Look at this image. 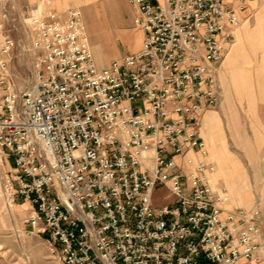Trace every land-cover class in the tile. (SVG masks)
<instances>
[{
    "label": "built area",
    "instance_id": "1",
    "mask_svg": "<svg viewBox=\"0 0 264 264\" xmlns=\"http://www.w3.org/2000/svg\"><path fill=\"white\" fill-rule=\"evenodd\" d=\"M14 1L0 0V192L29 202L28 232L57 263L262 264L261 208L226 207L199 129L252 0H127L141 45L105 66L79 5L27 2L35 60L20 89Z\"/></svg>",
    "mask_w": 264,
    "mask_h": 264
},
{
    "label": "rangeland",
    "instance_id": "2",
    "mask_svg": "<svg viewBox=\"0 0 264 264\" xmlns=\"http://www.w3.org/2000/svg\"><path fill=\"white\" fill-rule=\"evenodd\" d=\"M33 1L38 0L11 2L10 18L5 20V29L14 39L8 67L17 89L26 85L35 60L30 51L31 34L27 15L22 9L24 4ZM80 7L98 64H102L104 51H109L114 56L113 59H119L138 46L140 31L133 23L132 6L126 0H92L85 4L80 3ZM251 24V27L254 26ZM111 32L118 37L114 38L113 35L110 38ZM262 33L264 37V23ZM101 44L106 46L102 47ZM247 60L244 67L249 80H233L234 86L232 83L229 84V75L222 72V68L219 70L221 96L217 105L209 111L218 113L220 117L217 121H221L228 149L232 152L225 146V153L236 171H244L243 176L247 182L244 184L252 193L250 206L259 204L264 226V201L261 200L264 197V38L262 47L255 48L252 45L247 47ZM243 81L250 83L248 89L249 92L253 91L252 99L248 98L249 94L248 97L244 95L240 96L241 98L236 94L235 90L240 95L243 94L241 92L244 87ZM226 85L234 105L232 112L226 100ZM222 139L225 140L224 136ZM211 159L216 167V161ZM221 181V187L228 192L223 178ZM165 194L164 189L158 188L154 193V201L157 204L170 201L171 195L164 196ZM235 204L237 203H231L232 206ZM29 209V202L19 198L17 202L10 204L8 196L0 192V264H58L50 253L46 241L41 236L28 232L29 227L24 222V217ZM259 258L264 264V229Z\"/></svg>",
    "mask_w": 264,
    "mask_h": 264
},
{
    "label": "crops",
    "instance_id": "3",
    "mask_svg": "<svg viewBox=\"0 0 264 264\" xmlns=\"http://www.w3.org/2000/svg\"><path fill=\"white\" fill-rule=\"evenodd\" d=\"M90 1L92 0H54L51 7L63 13L64 10L69 5L78 4L80 6V3L85 4ZM131 9L134 15V9L133 8ZM247 13H251V16L246 19L245 15ZM240 15H241L242 21H241V24L236 29V37L228 45L225 56L222 59L218 67V72L222 68V72L224 71L225 73L229 75V80L232 82L233 86L235 84L233 80H249V78L246 76V68L244 67V65L248 61L247 60V47L250 45H252L255 48L262 47V40L264 38L262 37L263 36L262 27L264 23V0H252L248 2L247 12L242 11ZM251 23H253L254 26L251 27L252 25ZM139 33H140V40H141V35H142L141 31ZM113 35H114V38L118 37V35H115V33L113 34L111 32L110 38H112ZM140 40H139L138 46H136L132 52L139 49L140 42H141ZM101 45L102 47L106 46L105 44H101ZM92 49H93V46H92ZM113 57L114 56H112L109 51H104L103 56H102V64L101 65L98 64L97 60L96 62L99 66H105L111 61V59H113ZM258 70H261V69H258ZM218 77H219V74H218ZM249 91L250 90H248V92ZM235 92L239 97L240 96L242 97L244 95L248 97V94H249L248 98L252 99V96H253V91L248 93L246 92L245 88L241 90V92L243 93L242 95H240L236 90ZM245 92L247 94H245ZM254 111L255 110H253V112ZM218 118L220 120L218 113L211 112L209 111V109L206 110L200 118L199 129H200L201 135L203 136L205 140L207 151H208L207 155L204 156V158L208 160L211 157L216 161L218 158L217 155H219L220 160L223 161L224 170L230 173L232 168L230 167L227 161L229 159V156L225 153V146L228 149L226 138H225V132H224L223 126L221 125V121L220 122L217 121ZM239 129H240V126H239ZM222 136H224V139H225L224 141L222 139ZM228 151L231 152L229 149ZM191 154L196 157H202L200 156L199 153H196V152H192ZM217 168L218 166H217V161H216L215 170H217ZM215 170L211 174L212 183L216 186H221L222 177L216 176ZM224 182H225L226 187L228 188V193H229L228 184L225 180ZM231 182H232V185L234 186L233 187L234 196L233 198H230L229 201L226 203V207H235V206H238V204L244 205L243 203L245 201H250L252 203V193L248 189L249 187L246 184H244L246 182L245 176L240 177V178L237 177L234 179V181L231 178ZM240 193H243V196H244L243 198L240 196ZM261 200L264 201V197L261 198ZM231 203H237V204L232 206ZM250 205L249 206L244 205V207H252L255 204L252 206ZM263 229H264V226H263Z\"/></svg>",
    "mask_w": 264,
    "mask_h": 264
},
{
    "label": "bare ground",
    "instance_id": "4",
    "mask_svg": "<svg viewBox=\"0 0 264 264\" xmlns=\"http://www.w3.org/2000/svg\"><path fill=\"white\" fill-rule=\"evenodd\" d=\"M235 37H236V30H235ZM223 76L224 75L222 74V78H224ZM231 83L232 82L229 80V84L230 85H231ZM243 86H244L243 88H245L246 92H248V90H249L248 89V86H250V83H248V81H243ZM225 93H226V100L228 102V107H229L230 111L232 112L233 111V108H234V105H233V102L230 100V97L228 95V86L227 85L225 86ZM211 119H212V117H211ZM217 156H218V158H217L216 161H217L218 168H217V170H215L216 171L215 174H216V176H221L227 182L228 187H229V194H230L231 198H233V196H234L233 187L234 186L232 185L231 178L234 181V179L237 178V177L238 178L243 177V172L244 171H242V170L236 171V169L232 167V165L230 163L231 161L228 160V163H230L229 165L232 168V172H230L229 174H227L226 171L224 170L223 161L220 160L219 155H217ZM240 196L243 198L244 197L243 196V193H240ZM250 203H251L250 201H245L243 204L246 205V206H248V205H250Z\"/></svg>",
    "mask_w": 264,
    "mask_h": 264
}]
</instances>
